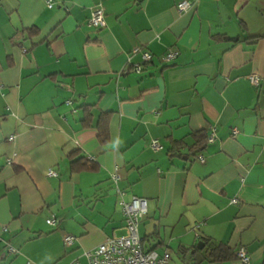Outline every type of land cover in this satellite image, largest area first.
Listing matches in <instances>:
<instances>
[{
	"label": "crops",
	"instance_id": "obj_1",
	"mask_svg": "<svg viewBox=\"0 0 264 264\" xmlns=\"http://www.w3.org/2000/svg\"><path fill=\"white\" fill-rule=\"evenodd\" d=\"M182 1L0 0V264H91L134 197L171 264H264V0Z\"/></svg>",
	"mask_w": 264,
	"mask_h": 264
},
{
	"label": "built area",
	"instance_id": "obj_2",
	"mask_svg": "<svg viewBox=\"0 0 264 264\" xmlns=\"http://www.w3.org/2000/svg\"><path fill=\"white\" fill-rule=\"evenodd\" d=\"M195 1L184 0L178 4L180 13L186 12L194 8ZM49 7H53V2L49 1ZM106 13L103 7L95 8L90 18V24L96 28L106 26ZM136 48L135 51H138ZM179 56V51H169L163 56V62H171ZM143 58L146 62L153 59L150 51L143 52ZM142 66L136 68L137 71L142 70ZM251 81L255 86H259V77L251 76ZM237 134L235 130L234 135ZM211 140L214 139L215 133L212 134ZM14 137H12L13 139ZM154 150L163 149V145L158 140L151 142ZM51 174L55 172L51 171ZM114 180L118 182L119 175L114 176ZM125 213V234L121 236H113L104 243L97 246L90 253L91 264H171L172 255L169 252L159 253L156 250L147 251L143 246V239L140 236V224L148 214V200L146 198L134 197L131 202L122 201ZM49 224L56 225L57 219H49ZM75 236L68 235L65 237V243L71 245L75 242ZM238 255L244 262H249L250 257L247 255L245 248H241Z\"/></svg>",
	"mask_w": 264,
	"mask_h": 264
},
{
	"label": "trees",
	"instance_id": "obj_3",
	"mask_svg": "<svg viewBox=\"0 0 264 264\" xmlns=\"http://www.w3.org/2000/svg\"><path fill=\"white\" fill-rule=\"evenodd\" d=\"M245 24H243V29L245 30ZM239 41V38L234 39ZM144 246V245H143ZM145 248V247H144ZM196 248V246H185L181 245L179 248V254L183 259L188 261L189 264H196L193 255H191V250ZM147 251H151L154 249H146ZM204 252L203 256H205L212 264H218L222 261L232 259L235 256V252L231 249L227 244H219L213 241H206L204 248L201 250ZM239 258H241L238 255ZM242 259V258H241Z\"/></svg>",
	"mask_w": 264,
	"mask_h": 264
},
{
	"label": "water",
	"instance_id": "obj_4",
	"mask_svg": "<svg viewBox=\"0 0 264 264\" xmlns=\"http://www.w3.org/2000/svg\"><path fill=\"white\" fill-rule=\"evenodd\" d=\"M203 247H204V243L203 242H200L199 244H198V249H203ZM201 256H200V254H197L196 255V258L197 259H199Z\"/></svg>",
	"mask_w": 264,
	"mask_h": 264
}]
</instances>
